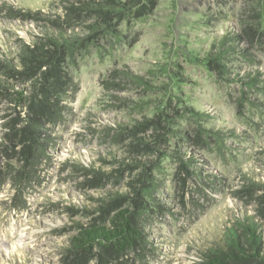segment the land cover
I'll return each instance as SVG.
<instances>
[{"label":"rangeland","instance_id":"374dc122","mask_svg":"<svg viewBox=\"0 0 264 264\" xmlns=\"http://www.w3.org/2000/svg\"><path fill=\"white\" fill-rule=\"evenodd\" d=\"M59 8L0 0V63L40 35L33 12ZM132 11L66 61L70 94L35 162L6 136L15 113L0 90V264H97L71 239L125 207L146 246L108 264H199L238 218L256 216L264 0H140Z\"/></svg>","mask_w":264,"mask_h":264},{"label":"trees","instance_id":"16d2710c","mask_svg":"<svg viewBox=\"0 0 264 264\" xmlns=\"http://www.w3.org/2000/svg\"><path fill=\"white\" fill-rule=\"evenodd\" d=\"M53 2H58L60 8L51 16L37 17L40 12H33L34 19L44 27L40 35L28 42L20 41L15 59L6 54L0 63V90H4L15 113L5 123L6 136L17 139L18 160L23 164L37 160V154L45 150L50 126L60 122L73 80L64 68L66 61L106 36L112 29V20L129 17L140 0ZM215 56L216 53L212 61L219 66ZM254 80L249 78L247 83L253 84ZM145 147L149 144L145 143ZM179 153L175 152L176 157ZM256 186L261 192L256 216L238 218L220 240L203 251L199 264H264V183ZM139 225L125 207L111 215L107 223L90 222L85 228L79 227L69 246L83 255H96L97 264H108V257L143 250L146 237ZM94 245L101 252H93Z\"/></svg>","mask_w":264,"mask_h":264}]
</instances>
